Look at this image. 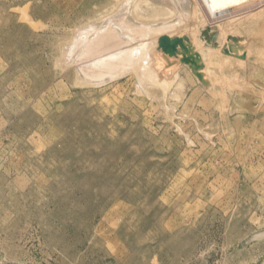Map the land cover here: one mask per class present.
<instances>
[{
    "label": "rangeland",
    "instance_id": "374dc122",
    "mask_svg": "<svg viewBox=\"0 0 264 264\" xmlns=\"http://www.w3.org/2000/svg\"><path fill=\"white\" fill-rule=\"evenodd\" d=\"M0 264H264V0H0Z\"/></svg>",
    "mask_w": 264,
    "mask_h": 264
}]
</instances>
